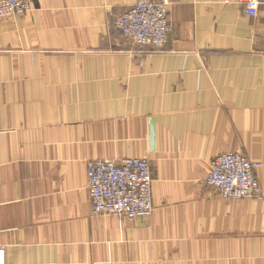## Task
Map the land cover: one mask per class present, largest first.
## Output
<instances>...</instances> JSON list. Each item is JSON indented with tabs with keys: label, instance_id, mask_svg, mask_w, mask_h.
I'll return each instance as SVG.
<instances>
[{
	"label": "crops",
	"instance_id": "1",
	"mask_svg": "<svg viewBox=\"0 0 264 264\" xmlns=\"http://www.w3.org/2000/svg\"><path fill=\"white\" fill-rule=\"evenodd\" d=\"M161 50L116 19L138 0H33L0 19V248L6 264H264V6L167 0ZM257 164L222 199L211 163ZM140 158L152 216L92 211L87 165Z\"/></svg>",
	"mask_w": 264,
	"mask_h": 264
},
{
	"label": "built area",
	"instance_id": "2",
	"mask_svg": "<svg viewBox=\"0 0 264 264\" xmlns=\"http://www.w3.org/2000/svg\"><path fill=\"white\" fill-rule=\"evenodd\" d=\"M240 1L251 17H256L264 6V0ZM170 5L167 0H138L116 19V28L134 44L161 50L172 32ZM31 10L33 0H0V19ZM257 166L241 153L222 154L211 164L207 185L227 201L260 197ZM87 181L94 215L130 220L152 216L154 177L149 161L140 158L90 161ZM0 264H6L4 248H0Z\"/></svg>",
	"mask_w": 264,
	"mask_h": 264
},
{
	"label": "rangeland",
	"instance_id": "3",
	"mask_svg": "<svg viewBox=\"0 0 264 264\" xmlns=\"http://www.w3.org/2000/svg\"><path fill=\"white\" fill-rule=\"evenodd\" d=\"M215 159H216V158H215ZM215 159H214V160H215ZM214 160H213V161H214ZM213 161H212V162H213ZM211 164H212V163H211ZM210 171H211V169H210ZM209 175H210V173H209ZM208 177H209V176H208ZM207 179H208V178H207ZM206 183H207V180H206ZM207 186H208V185H207ZM153 206H154V204H153Z\"/></svg>",
	"mask_w": 264,
	"mask_h": 264
}]
</instances>
